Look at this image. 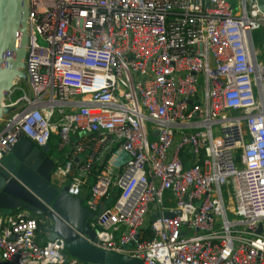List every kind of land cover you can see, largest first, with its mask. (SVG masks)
<instances>
[{
	"label": "built area",
	"instance_id": "built-area-1",
	"mask_svg": "<svg viewBox=\"0 0 264 264\" xmlns=\"http://www.w3.org/2000/svg\"><path fill=\"white\" fill-rule=\"evenodd\" d=\"M25 5V87L4 95L14 110L0 158L21 137L55 139L49 181L93 213L104 206L88 226L107 251L142 264H264V62L252 34H264V6ZM48 232L46 216L0 212V263L82 264Z\"/></svg>",
	"mask_w": 264,
	"mask_h": 264
},
{
	"label": "water",
	"instance_id": "water-1",
	"mask_svg": "<svg viewBox=\"0 0 264 264\" xmlns=\"http://www.w3.org/2000/svg\"><path fill=\"white\" fill-rule=\"evenodd\" d=\"M264 6V0H258ZM25 0H0V117L7 107L3 98L13 79L20 78L25 45ZM49 146L37 147L21 137L0 158V212L23 211L46 216L47 240L60 237L65 252L82 264H142L135 257L107 251L96 246L94 231L88 221L104 208L91 212L66 187L56 188L49 181L53 161L47 155ZM164 216H171L165 212ZM260 225L257 232L260 230ZM1 264V263H0Z\"/></svg>",
	"mask_w": 264,
	"mask_h": 264
},
{
	"label": "rangeland",
	"instance_id": "rangeland-1",
	"mask_svg": "<svg viewBox=\"0 0 264 264\" xmlns=\"http://www.w3.org/2000/svg\"><path fill=\"white\" fill-rule=\"evenodd\" d=\"M252 34L254 37L255 47L259 51V54L257 55V59H258V61L264 62V34L261 31H254ZM39 43H41V42H39ZM24 79H25V75H24V73H22V76L19 78V81H16L15 79H13V82L14 83L17 82V84L21 85L22 87H25ZM5 100H6V96H4L2 102L5 103ZM13 110L14 109L7 108L5 111L6 112L5 114L9 115V114H11V112ZM5 117H6L5 115L0 117V125L2 124V121L4 120ZM55 145H56V140L55 139L51 140L49 143L50 148H49V151L47 152V155L50 158H58L61 155V152L56 150ZM227 217H228V219H231V215L227 214ZM63 255H64L65 259L70 257V255H68L65 252V250L63 251Z\"/></svg>",
	"mask_w": 264,
	"mask_h": 264
},
{
	"label": "crops",
	"instance_id": "crops-1",
	"mask_svg": "<svg viewBox=\"0 0 264 264\" xmlns=\"http://www.w3.org/2000/svg\"><path fill=\"white\" fill-rule=\"evenodd\" d=\"M50 148V147H49ZM18 212H20V213H23V214H26L27 216H31V217H34L33 215H31V214H28V213H26V212H23V211H18ZM47 235V234H46ZM46 237V236H45Z\"/></svg>",
	"mask_w": 264,
	"mask_h": 264
}]
</instances>
